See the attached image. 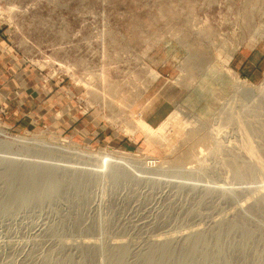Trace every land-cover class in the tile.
Masks as SVG:
<instances>
[{
    "label": "rangeland",
    "instance_id": "374dc122",
    "mask_svg": "<svg viewBox=\"0 0 264 264\" xmlns=\"http://www.w3.org/2000/svg\"><path fill=\"white\" fill-rule=\"evenodd\" d=\"M245 46L264 54V0H0L18 82L0 84V264H264V69L233 68ZM156 84L171 105L146 120ZM74 87L47 122L16 114Z\"/></svg>",
    "mask_w": 264,
    "mask_h": 264
},
{
    "label": "crops",
    "instance_id": "0c3cea01",
    "mask_svg": "<svg viewBox=\"0 0 264 264\" xmlns=\"http://www.w3.org/2000/svg\"><path fill=\"white\" fill-rule=\"evenodd\" d=\"M162 9V8H160ZM230 64L233 66V68L235 70H237L240 74V72L250 78L252 80V76L257 75L262 69H264V54H260V53H252V47L249 46H245L240 48L238 51H236L233 54V57L230 60ZM14 79L8 78L6 76V72L0 69V84L2 85V81L4 80L5 83H7L6 85L4 84V87H6L7 85L15 88L18 85V82L16 80V76L14 75L13 77ZM157 80V79H155ZM158 81V80H157ZM156 81V82H157ZM155 84V83H154ZM158 84H156V86H152V88H148L147 91H145L143 94L140 95V97L138 98L137 102L139 106H142V110L144 113L147 112V117L145 116L144 118L146 120H150L151 118H153L157 113L163 117H166L167 114L162 113V107L163 105H171V100L169 99V94L167 93L169 90L166 89V86L160 85L157 86ZM164 86V87H163ZM65 86L63 85L62 87H60V91H65ZM6 89V88H5ZM80 89H78L77 87L73 88L72 91V100L67 101L65 99V95L61 97H59L58 93L59 90L57 92L56 95L52 94L50 96L48 95H41V93L35 91V90H28V96L25 98V100H17L16 103H14L13 105L18 106L19 108L17 109V113H19V109H23L22 107L25 106V108H27V106L32 107L37 104L40 106V112L36 113V114H32L34 120H40V121H46L48 120V108L50 107V105L52 104V102H78V101H82L80 99V96H78V94ZM56 96V98H55ZM78 96V100L75 99V97ZM12 102H0V106L2 107H6L8 105H11ZM19 104V105H17ZM28 110V109H27ZM84 116H81L79 118H74L77 121H79V123L81 122H86L89 123L88 127H86V129L84 130L85 135L87 136H93L94 138H97L98 136L103 138V137H107L108 134H110V132H103L104 127H102V125H100V122H103L100 118H98L97 115H94L93 113H89L88 116L85 117V114H83ZM146 115V114H145ZM14 118L17 116H13ZM143 118V119H144ZM142 123H147L144 120H141ZM148 124V123H147ZM100 125V126H99ZM115 137H117V135H114ZM110 138H114V137H110Z\"/></svg>",
    "mask_w": 264,
    "mask_h": 264
},
{
    "label": "bare ground",
    "instance_id": "6f19581e",
    "mask_svg": "<svg viewBox=\"0 0 264 264\" xmlns=\"http://www.w3.org/2000/svg\"><path fill=\"white\" fill-rule=\"evenodd\" d=\"M245 23H246V22H245ZM262 87H263V86H262ZM251 111H252V110H251ZM238 115H239V114H238ZM234 117H235V115H234ZM239 122H240V121H239ZM243 125H245V124H243ZM251 128H252V127H251ZM141 129L144 130L145 132H147V131L149 132L151 128H150V126H148L147 124H143V123H142V125H141ZM244 129H245V128H244ZM0 133H2V132H0ZM245 134H246V133H245ZM242 136H243V135H242ZM18 139H19V137H18ZM249 140H250V139H249ZM18 141H25V139H24V140H23V139H21V140L19 139ZM0 142H1V141H0ZM34 142H35V141H34ZM6 143H7V141H6ZM18 143H19V142H18ZM23 144H24V143H23ZM25 144H26V143H25ZM247 144H248V143H247ZM8 145H9V144H8ZM245 145H246V143H245ZM38 146H39V145H38ZM7 149H8V148H7ZM103 153H104V152H103ZM106 153H107V152H106ZM82 154H83V153H82ZM79 155H81V153H80ZM90 157H91V156H90ZM99 157H100V156H99ZM235 157H236V156H235ZM102 158H103L104 161L110 162L111 164H112V163H115L116 165H118V163H119L118 160H119V159L122 160V161H127V159H126V160L123 159L124 157H123L122 159H121V158H118V159H117V158L113 157L112 154H111V155H110V154H106V155L102 156ZM102 158H101V159H102ZM226 158H227V157H226ZM90 159H91V158H90ZM99 159H100V158H99ZM96 160H97V159H96ZM237 160H238V159H237ZM129 161H130V160H129ZM248 161H249V160H248ZM252 161H253V160H252ZM254 161H255V160H254ZM235 162H236V161H235ZM121 163H123V162H121ZM130 163H131V162H130ZM231 163H232V162H231ZM241 163H242V162H241ZM250 163H251V162H250ZM256 163H259V164H256ZM256 163L254 162V164H256L257 166H256V165H253V166H255V167H252V168H251V166H249V167H250L249 170L252 169V170H251V174H254V173H253V170H255L256 168H257L258 170L264 171V166H262V164H261L260 162H258V161H256ZM237 164H238V163H237ZM252 164H253V163H252ZM260 164H261V165H260ZM113 165H114V164H113ZM116 165H115V166H116ZM233 165H234V164H233ZM16 166H17V165H16ZM28 166H29V165H28ZM33 166H34V165H33ZM38 166H39V165H38ZM242 166H243V165H242ZM11 167H12V166H11ZM237 167H238V166H237ZM10 169H11V168H10ZM31 169H32V168H31ZM226 169H227V168H226ZM231 169H232V168H231ZM242 169H243V167H242ZM245 170H246V177H247L248 174H250V172H248L249 170H247V169H245ZM11 171H12V170H11ZM29 171H30V170H29ZM35 171H36V170H34V172H35ZM43 171H44V170H43ZM238 171H239V170H238ZM255 171H256V170H255ZM255 171H254V172H255ZM256 172H257V174L261 173V172L258 173V171H256ZM238 173H239V172H238ZM244 173H245V171L240 172L239 174H240V176H241V175H245ZM247 173H248V174H247ZM257 174H256V175H257ZM261 174H262V173H261ZM261 174H260V175H261ZM13 175H14V177H15V174H14V173L12 174V177H13ZM256 175H255V177H256ZM19 176H21V175H19ZM19 176L17 175V177H19ZM25 176H28V177H25ZM25 176H24V178H26V179L29 178V175H26V174H25ZM40 176H41V175H40ZM261 176H263V175H261ZM261 176H260V177H261ZM17 177H16V178H17ZM32 177H33V176H32ZM35 177H36V176H35ZM251 177H252V176H251ZM20 178H22V176H21ZM30 179H31V178H30ZM30 179H28L29 182H30ZM33 179H35V178H33ZM13 180H14V179H13ZM31 180H32V179H31ZM18 181H19V180H18ZM21 182H22V181H21ZM23 182H24V181H23ZM23 182H22V183H23ZM35 182H36V181H35ZM35 182H33V184H34ZM13 184H14V183H13ZM26 184H28V183H26ZM29 184H31V183H29ZM33 184H32V185H33ZM24 185H25V183H24ZM21 187H22V186H21ZM23 187H24V186H23ZM25 187H26V186H25ZM27 188H28V187H27ZM28 189H29V188H28ZM16 191H17V189H16ZM23 191H24V190H23ZM23 191H22V192H23ZM18 193H19V192H17V196H18ZM19 194H20V193H19ZM12 195H14V194H12ZM14 196H15V195H14ZM259 199H260V198H259ZM262 205H263V204H262ZM254 211H256V210H254ZM255 213H257V212H255ZM252 214H253V213H252ZM263 214H264V212H263ZM239 223H240V222H239ZM239 223H238V224H239ZM236 224H237V223H236ZM231 225H232V224H231ZM233 225H234V224H233ZM238 229H239V228H238ZM252 232H253V231H252ZM246 234H248V232H247ZM247 236H248V235H247ZM164 249H165V247H164ZM186 249H188V248H186ZM195 249H196V247H195ZM157 250H159V249H157ZM157 250H155L154 252H152L151 257H149V258H151V261H150V262H151L152 264H160V262H161V255H162L164 252H163V249H162V248L160 249L161 251H157ZM164 251H165V250H164ZM168 251H169V250H168ZM206 251H208V250H206ZM194 252H195V251H194ZM165 253H166V252H165ZM204 253H205V252H204ZM223 253H224V251H223ZM187 254H188V253H187ZM194 254H195V253H194ZM202 254H203V253H202ZM203 255H204V254H203ZM203 255H202V256H203ZM162 256H163V255H162ZM206 257H207V256H206ZM210 257H211V255H210ZM210 257H209V258H210ZM212 258H213V257H212ZM219 258H220V257H219ZM222 259H223V258H222ZM213 260H214V259H213ZM222 261H223V260H222ZM255 262H256V261H255ZM218 263H220V262H218ZM224 263H225V262H224Z\"/></svg>",
    "mask_w": 264,
    "mask_h": 264
}]
</instances>
